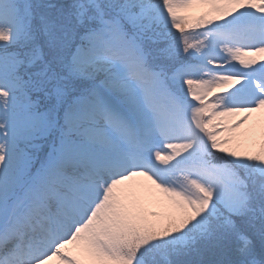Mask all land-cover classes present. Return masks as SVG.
Segmentation results:
<instances>
[{
    "label": "snow or ice",
    "instance_id": "snow-or-ice-1",
    "mask_svg": "<svg viewBox=\"0 0 264 264\" xmlns=\"http://www.w3.org/2000/svg\"><path fill=\"white\" fill-rule=\"evenodd\" d=\"M0 264H264V0H0Z\"/></svg>",
    "mask_w": 264,
    "mask_h": 264
},
{
    "label": "rangeland",
    "instance_id": "rangeland-1",
    "mask_svg": "<svg viewBox=\"0 0 264 264\" xmlns=\"http://www.w3.org/2000/svg\"><path fill=\"white\" fill-rule=\"evenodd\" d=\"M201 11H204V9H201V8L192 9V10L190 11V14H191V15H196V14H198V13L201 12ZM253 55H255L257 59H259L260 54H253ZM258 115H259V114H257V113H253V114L251 115L250 120H249L248 123L251 124V123H253V122H256L257 119H258ZM236 118H238V116L228 117V118H226V119L231 120V119H236ZM138 179H142V178H138ZM254 243L257 245V247H259L260 244H261V241H260V239H259L258 237H256V238H254ZM69 248H72V246H69ZM73 251H75V250L73 249Z\"/></svg>",
    "mask_w": 264,
    "mask_h": 264
},
{
    "label": "bare ground",
    "instance_id": "bare-ground-1",
    "mask_svg": "<svg viewBox=\"0 0 264 264\" xmlns=\"http://www.w3.org/2000/svg\"><path fill=\"white\" fill-rule=\"evenodd\" d=\"M191 11V10H190Z\"/></svg>",
    "mask_w": 264,
    "mask_h": 264
}]
</instances>
